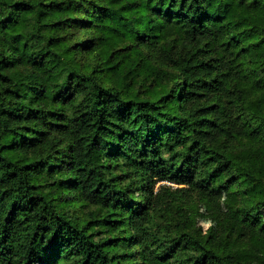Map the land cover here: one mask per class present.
I'll return each instance as SVG.
<instances>
[{
	"label": "trees",
	"instance_id": "obj_1",
	"mask_svg": "<svg viewBox=\"0 0 264 264\" xmlns=\"http://www.w3.org/2000/svg\"><path fill=\"white\" fill-rule=\"evenodd\" d=\"M254 186L264 0H0V264H251Z\"/></svg>",
	"mask_w": 264,
	"mask_h": 264
},
{
	"label": "rangeland",
	"instance_id": "obj_2",
	"mask_svg": "<svg viewBox=\"0 0 264 264\" xmlns=\"http://www.w3.org/2000/svg\"><path fill=\"white\" fill-rule=\"evenodd\" d=\"M248 194L251 198L264 197V187L254 186L248 190ZM235 198L236 197L233 195L224 194L215 205H201L196 212L198 224L202 225L203 228H207L208 226L212 225L217 230L224 225H234L236 227H241L242 224L237 219L224 218L213 220L209 213L210 210L224 209V200L234 201ZM260 215L262 218H264V208L260 210ZM251 240L253 249L250 251L240 252L237 255L238 262L244 259H249L251 264H264V239L253 231L251 233Z\"/></svg>",
	"mask_w": 264,
	"mask_h": 264
}]
</instances>
